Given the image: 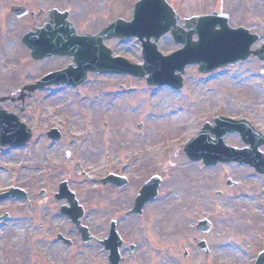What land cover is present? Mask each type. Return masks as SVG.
Masks as SVG:
<instances>
[{
    "label": "rangeland",
    "instance_id": "obj_1",
    "mask_svg": "<svg viewBox=\"0 0 264 264\" xmlns=\"http://www.w3.org/2000/svg\"><path fill=\"white\" fill-rule=\"evenodd\" d=\"M136 1L0 0V108L18 116L32 133L23 148L0 147V194L19 188L27 196V201H0V216H8L0 226V264H108L97 241L106 238L112 221L119 235L137 246L134 255L122 251L123 264H254L264 251V176L236 164L205 168L183 152L216 117L244 119L264 136V68L256 59L208 76L196 66L186 67L180 92L128 75H88L77 88L21 94L22 87L72 60L31 61L20 40L41 27L47 13L17 21L10 15L12 6L67 11L79 35H95L116 19L130 20ZM166 1L181 19L226 14L230 27L260 37L253 50L264 44V0ZM105 46L113 57L143 64L136 39L109 40ZM180 49L169 35L157 45L162 56ZM51 129L59 131L60 141L48 140ZM224 140L245 148L237 134ZM112 174L124 176L129 187H102L100 180ZM152 176L161 180L156 202L140 217L127 216ZM228 181L237 187H228ZM62 182L74 192L84 211L82 224L96 241L82 244L71 222L59 214L66 202L54 195ZM204 219L212 224L207 235L195 230ZM57 235L72 246L58 242ZM200 241L210 254L197 249Z\"/></svg>",
    "mask_w": 264,
    "mask_h": 264
},
{
    "label": "water",
    "instance_id": "obj_2",
    "mask_svg": "<svg viewBox=\"0 0 264 264\" xmlns=\"http://www.w3.org/2000/svg\"><path fill=\"white\" fill-rule=\"evenodd\" d=\"M11 13L18 19L27 16L26 9L12 8ZM41 13V12H40ZM67 13L50 12L46 25L35 33L30 32L22 39V44L30 50L33 61H40L47 57L59 56L73 59V66L65 71L47 76L36 86L26 87L29 92L42 89L49 85L68 84L77 86L83 84L87 73L129 74L146 80L148 85H167L175 90L182 88L181 75L187 65L197 64L201 74H208L218 68L239 61H246L251 56L264 63V45L251 52V46L258 42V37L250 36L243 29L231 31L227 26V18L217 14L184 20L183 27H179V17L168 6L165 0H140L134 6L133 18L126 22L118 20L96 36L85 35L79 37L74 27L67 20ZM219 28V30H216ZM187 29V33L184 30ZM170 34L174 43L183 45V49L169 57H162L156 50L159 38ZM193 35L198 36L197 42H192ZM138 38L143 48V66L130 65L125 59H114L111 51L104 47L103 42L110 39ZM146 40L145 42L143 40ZM154 39V43H150ZM178 72V75L175 73ZM216 127L211 129L206 125L199 136L189 142L184 152L191 161L203 160L206 166L221 163L236 162L252 167L257 173L264 175V153L258 148L264 145V137L246 124L244 121L234 122L218 118L214 121ZM214 134L216 141H210L207 133ZM237 132L242 141L249 145V149L236 150L224 144L223 137L227 133ZM52 140L59 139L57 132L48 134ZM30 138L23 125L12 115L0 111V145L23 146ZM103 185L114 184L122 187L125 181L109 176L102 181ZM159 185L158 179L149 182L140 193L131 214L140 213L141 207L155 197ZM44 196V193L41 194ZM17 197L25 199V195L17 190L0 196V199ZM56 199H66L69 208L63 207L61 214L70 218L73 225L82 237L88 242L90 237L86 229L80 225L82 210L77 206L74 196L67 192L66 184H61ZM4 218H0V221ZM210 225L201 222L197 230L207 234ZM69 244V243H68ZM109 251V264H118L119 239L111 225L108 239L102 243ZM199 249L207 253L204 243ZM256 264H264V252L259 255Z\"/></svg>",
    "mask_w": 264,
    "mask_h": 264
},
{
    "label": "flooded vegetation",
    "instance_id": "obj_3",
    "mask_svg": "<svg viewBox=\"0 0 264 264\" xmlns=\"http://www.w3.org/2000/svg\"><path fill=\"white\" fill-rule=\"evenodd\" d=\"M12 1L14 2L15 0H12ZM114 175H117V174H114ZM117 176L123 177L121 175H117ZM129 185H130V181H128V185L126 186V188L129 187ZM112 188H114V187H112ZM114 189H116V188H114ZM117 190L118 191H122V189H117ZM133 204H134V201H133V203L131 202L132 206H133ZM120 241H121V245H120V248H119V254H120L121 260H120L119 264H123V258H122V255H121L122 251L124 253L128 252L130 255H134L137 252V246L135 244H133V242L127 243V241L124 239V237L122 235H120Z\"/></svg>",
    "mask_w": 264,
    "mask_h": 264
},
{
    "label": "bare ground",
    "instance_id": "obj_4",
    "mask_svg": "<svg viewBox=\"0 0 264 264\" xmlns=\"http://www.w3.org/2000/svg\"><path fill=\"white\" fill-rule=\"evenodd\" d=\"M177 116V113H173V118H176Z\"/></svg>",
    "mask_w": 264,
    "mask_h": 264
}]
</instances>
